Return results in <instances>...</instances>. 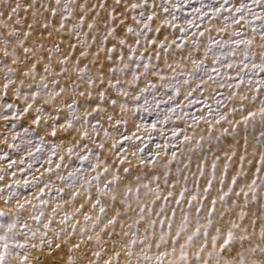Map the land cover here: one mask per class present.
Wrapping results in <instances>:
<instances>
[{"label": "snow or ice", "instance_id": "6c2138e0", "mask_svg": "<svg viewBox=\"0 0 264 264\" xmlns=\"http://www.w3.org/2000/svg\"><path fill=\"white\" fill-rule=\"evenodd\" d=\"M0 264H264V0H0Z\"/></svg>", "mask_w": 264, "mask_h": 264}, {"label": "rangeland", "instance_id": "374dc122", "mask_svg": "<svg viewBox=\"0 0 264 264\" xmlns=\"http://www.w3.org/2000/svg\"><path fill=\"white\" fill-rule=\"evenodd\" d=\"M155 119V114H153V115H148V114H145V120H146V122H148L149 124L152 122V120H154ZM147 143H148V147L149 148H151V149H155V144L156 143H160L161 142V138L159 137V136H154L153 137V140L152 141H146ZM136 143H140V141H137ZM212 145L213 146H218V143L216 142V141H213L212 142ZM215 150V147H206L204 150H203V152L205 153V154H211V151H214ZM146 154H148L147 152H146Z\"/></svg>", "mask_w": 264, "mask_h": 264}]
</instances>
